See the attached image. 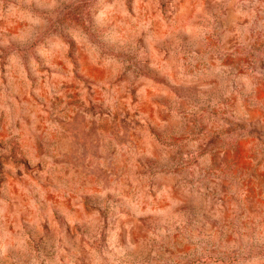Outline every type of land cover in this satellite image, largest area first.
Here are the masks:
<instances>
[{
  "label": "rangeland",
  "instance_id": "1",
  "mask_svg": "<svg viewBox=\"0 0 264 264\" xmlns=\"http://www.w3.org/2000/svg\"><path fill=\"white\" fill-rule=\"evenodd\" d=\"M0 264H264V0H0Z\"/></svg>",
  "mask_w": 264,
  "mask_h": 264
}]
</instances>
